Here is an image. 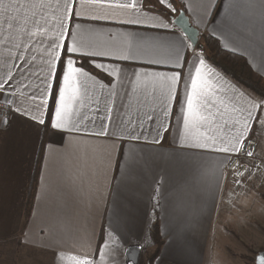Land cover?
Returning <instances> with one entry per match:
<instances>
[{
	"label": "crops",
	"instance_id": "crops-1",
	"mask_svg": "<svg viewBox=\"0 0 264 264\" xmlns=\"http://www.w3.org/2000/svg\"><path fill=\"white\" fill-rule=\"evenodd\" d=\"M180 9L264 78V0H0V98L13 106L0 120V243L62 264L230 263L216 240L258 175L235 194L225 165L247 139L264 151V100L190 45L171 22ZM69 56L85 74L53 129ZM14 249L0 262L15 264Z\"/></svg>",
	"mask_w": 264,
	"mask_h": 264
},
{
	"label": "rangeland",
	"instance_id": "rangeland-1",
	"mask_svg": "<svg viewBox=\"0 0 264 264\" xmlns=\"http://www.w3.org/2000/svg\"><path fill=\"white\" fill-rule=\"evenodd\" d=\"M248 196L250 198L243 200L240 206H236V210L231 209L226 219L225 233L229 240L223 244L216 240V254L222 256L225 250L232 257L228 258L230 263L221 261V264H255L256 255L264 251V173L258 175V185L251 189ZM13 249L14 245L10 243H0V261L7 258L11 263L9 252ZM14 251L17 255L15 264H62L40 253L26 252L16 247Z\"/></svg>",
	"mask_w": 264,
	"mask_h": 264
},
{
	"label": "trees",
	"instance_id": "trees-1",
	"mask_svg": "<svg viewBox=\"0 0 264 264\" xmlns=\"http://www.w3.org/2000/svg\"><path fill=\"white\" fill-rule=\"evenodd\" d=\"M160 10L163 13L169 14L168 10L165 8L160 7ZM196 49L203 55L207 62L222 74L253 95L264 100V78L254 73L247 60L242 55L222 48L218 40L209 34H203L200 37ZM33 190L32 183L27 199V212L30 210ZM153 236L155 242L160 244L156 229H154Z\"/></svg>",
	"mask_w": 264,
	"mask_h": 264
},
{
	"label": "built area",
	"instance_id": "built-area-1",
	"mask_svg": "<svg viewBox=\"0 0 264 264\" xmlns=\"http://www.w3.org/2000/svg\"><path fill=\"white\" fill-rule=\"evenodd\" d=\"M13 106L9 101L0 98V120L5 122ZM256 143L251 139L242 141L236 152L230 155L225 165V172L231 182L233 191L240 193L245 187L246 179L253 173H264V151L255 155ZM251 152L252 155L247 153ZM130 264V263H129Z\"/></svg>",
	"mask_w": 264,
	"mask_h": 264
},
{
	"label": "snow or ice",
	"instance_id": "snow-or-ice-1",
	"mask_svg": "<svg viewBox=\"0 0 264 264\" xmlns=\"http://www.w3.org/2000/svg\"><path fill=\"white\" fill-rule=\"evenodd\" d=\"M161 3H163V0H161ZM112 7H132V5H124V4H116V5H110ZM65 49V55L69 53H78L79 49L75 47V45L68 46L66 43L63 45ZM82 55H86L87 53H81ZM92 55H95V53H92ZM126 59L128 57H125ZM74 61L71 58V56L68 57L66 60V63L62 67L63 71V82L64 86L60 88L59 92V100L57 101L56 104V110H55V119L51 123V127L53 129H62L65 128L66 126V105H65V98H66V91L69 89L73 90V96L72 98H75V89H73V85L76 82L77 75L78 74H85L84 71L80 68L74 67ZM197 73H199V69H197ZM192 87H193V92H195L196 89V79H192ZM188 112L185 114L184 117V122H185V127L187 128L189 126V114L192 111L193 108V93H188ZM2 123V122H0ZM40 123H44V121H40ZM101 135L104 134L103 132L100 133ZM221 151L228 152L230 151L229 149H220ZM248 155H252L251 152L247 153ZM77 264H86L84 261H78Z\"/></svg>",
	"mask_w": 264,
	"mask_h": 264
},
{
	"label": "water",
	"instance_id": "water-1",
	"mask_svg": "<svg viewBox=\"0 0 264 264\" xmlns=\"http://www.w3.org/2000/svg\"><path fill=\"white\" fill-rule=\"evenodd\" d=\"M172 24L186 37L192 47H196L200 33L196 29L183 10H178V13L171 18ZM255 264H264V251L258 253L255 258Z\"/></svg>",
	"mask_w": 264,
	"mask_h": 264
}]
</instances>
